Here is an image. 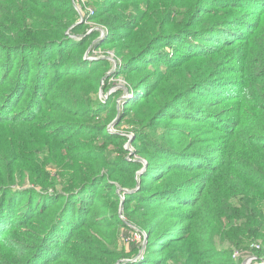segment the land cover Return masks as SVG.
<instances>
[{"label": "trees", "instance_id": "16d2710c", "mask_svg": "<svg viewBox=\"0 0 264 264\" xmlns=\"http://www.w3.org/2000/svg\"><path fill=\"white\" fill-rule=\"evenodd\" d=\"M254 245L264 0H0V264H240Z\"/></svg>", "mask_w": 264, "mask_h": 264}, {"label": "rangeland", "instance_id": "374dc122", "mask_svg": "<svg viewBox=\"0 0 264 264\" xmlns=\"http://www.w3.org/2000/svg\"><path fill=\"white\" fill-rule=\"evenodd\" d=\"M91 55H96V54H91ZM121 85H124V82L121 79L115 80L113 83V86H111L109 88L108 92L113 91L115 89H118L119 87H121ZM101 95L103 96L102 92H101ZM128 151H129V154H131L133 152V149L130 145H128ZM141 214H142V210H138L137 215L140 216ZM120 231L121 232L119 234V238L117 241V247L119 248V250H121L123 252H132V250L139 247L138 253L132 254V255H134L132 257V260L133 261H135V259L137 260L138 256H139V258H141L142 254H143L144 247H145V242H144L145 239H143L144 232H141L138 229V227H136L132 223H127L125 227H122L120 229ZM132 255H130L129 257H131Z\"/></svg>", "mask_w": 264, "mask_h": 264}, {"label": "built area", "instance_id": "2783aa9c", "mask_svg": "<svg viewBox=\"0 0 264 264\" xmlns=\"http://www.w3.org/2000/svg\"><path fill=\"white\" fill-rule=\"evenodd\" d=\"M259 245H254L253 250L245 254L234 251L231 255L233 260H241L240 264H264V256L258 255ZM241 256V257H240Z\"/></svg>", "mask_w": 264, "mask_h": 264}, {"label": "water", "instance_id": "95a60500", "mask_svg": "<svg viewBox=\"0 0 264 264\" xmlns=\"http://www.w3.org/2000/svg\"><path fill=\"white\" fill-rule=\"evenodd\" d=\"M122 206H123V199H121V202H120V211L122 210Z\"/></svg>", "mask_w": 264, "mask_h": 264}]
</instances>
